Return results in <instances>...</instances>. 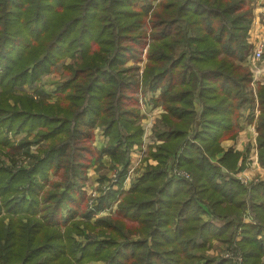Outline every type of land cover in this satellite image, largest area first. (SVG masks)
<instances>
[{"label": "trees", "instance_id": "16d2710c", "mask_svg": "<svg viewBox=\"0 0 264 264\" xmlns=\"http://www.w3.org/2000/svg\"><path fill=\"white\" fill-rule=\"evenodd\" d=\"M140 2L0 0V150H18L8 133L38 128L47 143L30 155L29 168H0V264H235L205 254L214 240L221 254L233 252L243 264L264 257V182L245 186L234 178L240 153L219 161L228 172L211 162L253 102L246 93L251 72L239 63L249 49L252 11L245 0H165L149 16ZM148 16L150 38L142 31ZM148 41L143 84L161 90L155 100L165 111L161 143L148 153L157 165L146 167L114 215L92 224L93 213L81 209L90 165L110 157L121 166V189L130 154L143 144L131 93L139 89L136 69L125 65L141 59ZM69 58L79 61L66 69L70 79L55 103L45 93L35 100L16 92ZM258 101L264 167V85ZM97 127L108 139L103 150L92 146ZM173 169L190 179L171 176ZM106 195L98 211L116 198Z\"/></svg>", "mask_w": 264, "mask_h": 264}, {"label": "rangeland", "instance_id": "374dc122", "mask_svg": "<svg viewBox=\"0 0 264 264\" xmlns=\"http://www.w3.org/2000/svg\"><path fill=\"white\" fill-rule=\"evenodd\" d=\"M140 1H141L140 6L150 8L149 16L161 10V8L164 5L163 3L165 2V0H140ZM245 3L247 7L251 9L252 14H253V21H254L255 10L257 8L256 4L254 5L252 0H245ZM149 16L146 19L145 26L142 28V31L146 33L148 38H150L151 33H152V29L150 28V25H149V22H150ZM253 21L251 24V29L253 26ZM263 26H264V22H263ZM251 29L248 35L249 36L248 38L249 49L246 53L245 59L239 63L245 66L246 68H248L249 71L251 72L252 78L250 80L248 89H246V93L249 99H251L253 102L249 104L250 105L249 107L246 106L245 108H242L241 114L244 117H247L246 118L247 122H251V120H253V124L255 125L257 124L256 121L258 120V116H259L258 88L264 85V77H263L264 71L260 72L261 68L264 69V66L262 67V64L264 65V58L263 60L259 62L253 60L252 56L254 53V44H255L254 42L256 40L254 42H252L251 40L252 44H250L251 43L250 42ZM263 36H264V33H263ZM260 39H262V36ZM149 43L150 42L148 41V44H146V47L143 49L144 51H143L141 59H139L136 62L133 60L128 61L127 64L125 65V68L127 69L129 68L136 69L135 75L138 81L137 86L139 87V89L136 91L131 90V93L132 91H134V96H132L134 99L133 101L135 103H138V108H139L138 124L142 130V142H143L142 147L145 146L147 150L144 149L143 151H139L137 153L139 159L138 160L136 159L135 162L137 163L140 160V163H139L138 168H136L134 171L131 170L132 173L134 174V178H131V180L129 179L132 174L130 173L131 172L130 168L132 166V163H131L129 165V169L127 170V176H126L127 179L124 180L123 184L124 183L125 184L124 186L122 185L123 188L121 189L120 188L117 189L116 187L117 186L116 183L118 181V176L116 173H119V171L121 170L120 165L114 164V174L111 177V179L109 180L104 179L105 178L104 177L102 181H98L96 183L92 181L93 180L92 176L91 178L89 176L90 175L89 171L93 168V165L92 164L90 165L86 173V177L84 178L85 184L82 186V191L85 193L86 200H85V206H82L81 209H83L84 207L85 212L87 211L91 214L93 213L92 215H94V217H92L89 221L92 224H94L98 219L107 218L109 216L114 215V213L116 212L118 208V200L120 201L121 198L124 196V194L130 191V189L140 179V177L146 170V167L152 164L151 159H148L149 150L152 149V151L155 152L157 146L160 144V141L157 140L156 133L161 128V121L163 119V115L165 111H164V108L160 104L156 103L155 99L159 98L161 94V90L158 89L156 91H153V90H150L148 86H144L143 84V81H144L143 73L148 63L147 55H148V50H149V45H150ZM78 61L79 60L71 59V58L66 59L62 61L61 63H59L51 74L44 76L41 79V81L37 83L36 85L27 84L25 86H22L16 89V92L18 94L24 93L26 94V96L34 98L35 100L42 98V95H40V93H45V95L48 97L46 101L51 104L55 103L56 100L58 99L56 90L61 85H63V83H65L66 81L70 79L69 74L67 73L66 69L69 66H76ZM260 76L263 78H260ZM10 102L14 103L13 100H10ZM154 108H157L160 110L154 111L153 110ZM238 120H240V118H238L237 121ZM233 124L234 125L236 124L237 126V122H235V120ZM39 130L40 129L38 128V129L32 130L31 132L23 131V132H18V133H8L7 136H8L10 143H12L15 147H17L18 150L12 154L9 153V151L7 150L5 151L0 150V168L14 169L15 165H16L15 169L24 168V167L29 168L31 164L30 155H37L40 149L45 150L47 148L46 147L47 143L43 139H38ZM255 131H256V128H255ZM94 136H95V139L92 144L94 148L100 150L99 145L101 143L97 146V143H99L100 140H104L106 143L105 145H107L108 139L104 136V129L102 127L96 128ZM254 145L256 149L257 148V138L255 140ZM94 148H92V151H94ZM246 149L247 150L251 149L250 144L246 146ZM257 156H258V148H257ZM86 157H91V154H87ZM142 158H145L146 161L141 162ZM257 159L259 163V156ZM128 180L132 181V183ZM256 181L259 182V179ZM127 182L131 183L129 188H126L128 187L126 186ZM257 182H253V183H257ZM110 191L116 192V198L112 201L110 206L105 207V208L102 207L98 211V207L100 206L101 199L105 198L107 196L106 194L107 193L109 194ZM79 216L81 215L79 214ZM79 216H78V219H76L77 221H81L80 220L81 218ZM82 229H85V232H84L85 235L96 237V233H94L93 230L88 229L86 227L84 228V226H82ZM77 238L80 243L86 242L84 236H78ZM225 254L227 253L221 254L219 248H214L212 254H206V255L211 256V257L224 258ZM92 264H102V263H92Z\"/></svg>", "mask_w": 264, "mask_h": 264}, {"label": "crops", "instance_id": "0c3cea01", "mask_svg": "<svg viewBox=\"0 0 264 264\" xmlns=\"http://www.w3.org/2000/svg\"><path fill=\"white\" fill-rule=\"evenodd\" d=\"M252 1H253L254 5L256 4L257 8L255 10L253 26L251 29L250 42H251V40H252V42H254L256 40L254 42V43H256L258 40H260L261 36L263 37V33H264V26H263V22H264V0H252ZM252 42L250 44H252ZM263 66L264 65L262 64V67ZM263 71H264V69L261 68L260 72H263ZM263 77L260 76V78H263ZM153 110L159 111L160 109L154 108ZM242 117H243V119H242ZM246 118L247 117H244L243 115L240 117V120L237 121L238 127L237 126L236 127H237L238 132H237L236 137L223 139L222 143H221V147L223 149L222 153L216 155L211 160V162L217 168H221V171L223 170L222 172L224 173L227 171V169L222 167L220 165V162H219L222 159L223 155L229 151H233L235 153L242 154V158L240 159V161H238V163L236 165V168H235L236 172H235V174L234 173L233 174H234V178L238 179L241 184L248 186V185L252 184L253 182H257L256 180H258V179H259V182H264V167L260 166V164L258 163V159H257L258 158L257 148L255 149V145H254L255 140L257 138V132L255 131V125L251 122H247ZM103 142H104V144H103ZM105 144L106 143L104 140H100V142L97 143V146L99 145V149L102 150L106 147ZM248 144H250V146H251L250 150L246 149V146ZM144 149L147 150V148L145 146H143V147L141 146V148L137 147V146L134 147L133 151L130 154V164L132 163L130 171L131 170L134 171L136 168H138L140 160L137 163L135 162L136 159L137 160L139 159L137 153L139 151H143ZM242 159L244 160V163H245L244 169H241ZM143 161H146V159L142 158L141 162H143ZM152 161L153 160H151V163H152L151 165L156 166L157 162H155V161L152 162ZM135 163H136V165H135ZM128 169H129V166H128ZM89 174H90L89 175L90 178L92 176V178H93L92 181L95 183L98 181H102L104 177H105L104 179L109 180V179H111V177L114 174V163L112 162L110 157H108L107 155H104L101 157L100 161L93 164V168L89 171ZM116 174H118V173H116ZM131 178H134L133 173L131 174V177L129 179L131 180ZM130 180H128V181H130ZM243 180H246L247 183H244ZM130 182L132 183V181H130ZM130 182H127L126 186H128V187H126V188H129V186L131 185ZM124 184H123V186H124ZM123 186H122V188H123ZM116 187H117V189H119L118 185ZM204 218H207V217L204 216ZM244 223L245 224H255V222L252 220L251 217H247V218L245 217ZM241 239H242V237L239 238V240H241ZM213 242H214V247L219 248L217 246H220V244H218L216 240H214ZM222 248L223 247H221L220 250ZM212 253H213V249L209 250V251L207 250L205 252V254H212ZM197 264H206V259L205 258L200 259L197 262ZM260 264H264V257L260 260Z\"/></svg>", "mask_w": 264, "mask_h": 264}, {"label": "built area", "instance_id": "2783aa9c", "mask_svg": "<svg viewBox=\"0 0 264 264\" xmlns=\"http://www.w3.org/2000/svg\"><path fill=\"white\" fill-rule=\"evenodd\" d=\"M253 60L254 61H261L264 58V36L262 37V39L258 40L255 44H254V53H253ZM132 173V171L130 172ZM171 176L176 177V178H184V179H190V175L182 170H177V169H173L171 170ZM244 183H247L246 180H243ZM227 254H225L224 258L225 259H229L232 260L233 262H235V264H243V259L241 256H235L233 254V252H226Z\"/></svg>", "mask_w": 264, "mask_h": 264}]
</instances>
